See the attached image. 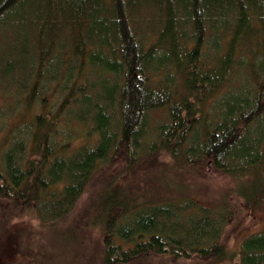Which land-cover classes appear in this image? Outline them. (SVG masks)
<instances>
[{"label":"trees","instance_id":"1","mask_svg":"<svg viewBox=\"0 0 264 264\" xmlns=\"http://www.w3.org/2000/svg\"><path fill=\"white\" fill-rule=\"evenodd\" d=\"M6 40L0 85L13 90L10 107L23 109L3 135L14 108L0 110V218L15 208L42 224L63 220L102 166L126 157L128 168L160 150L259 187L264 0H0V47ZM22 60L16 73L28 69V79L15 90ZM52 84L60 102L24 121ZM62 122L83 126L94 142L72 145L77 129L65 132ZM124 191L107 184L89 218L104 226V264L227 255L225 218L211 207L128 194L130 202ZM237 254V264H264V230Z\"/></svg>","mask_w":264,"mask_h":264},{"label":"rangeland","instance_id":"2","mask_svg":"<svg viewBox=\"0 0 264 264\" xmlns=\"http://www.w3.org/2000/svg\"><path fill=\"white\" fill-rule=\"evenodd\" d=\"M9 45L10 41L6 40L0 47L1 54L7 51ZM14 55L17 60L20 59L17 51ZM27 62H19L11 75V87L15 90L20 80L28 79V69L22 74L16 73ZM48 87L50 89L36 99L32 111H27L24 121L29 122L36 112L50 110V104L55 107L60 102L57 86L52 84ZM6 90L0 85V110L6 107L14 109L1 122L4 128L1 135L12 126V121L21 115L23 109L22 105L10 107L15 95L12 89ZM26 90H30L29 85ZM154 115L161 120L165 117V110L154 111ZM57 126L65 132L77 129V138L72 145H89L95 140L92 135L85 138L83 126L76 122H62ZM61 135L57 138L59 141L63 140ZM126 159L118 157L110 165L102 166L72 212L63 220L42 224L26 210L18 214L15 208L5 211L0 218V264H104V226L95 218H89L109 183L118 184L125 190L127 201H130L128 194L140 201L147 199V202L172 198H178V202L194 200L199 205L211 207L213 214L225 218L220 241L227 255L222 259L155 256L145 259L143 264H237L242 240L264 230V174L258 176L261 183L256 188L249 176L232 177L206 165L200 168L187 166L165 150L157 151L152 158L139 159L123 169ZM129 185L131 193H128ZM65 231L73 233L66 234Z\"/></svg>","mask_w":264,"mask_h":264}]
</instances>
